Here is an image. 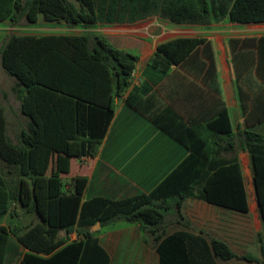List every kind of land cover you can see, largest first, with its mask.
Wrapping results in <instances>:
<instances>
[{"label":"trees","instance_id":"trees-1","mask_svg":"<svg viewBox=\"0 0 264 264\" xmlns=\"http://www.w3.org/2000/svg\"><path fill=\"white\" fill-rule=\"evenodd\" d=\"M152 17L179 27L213 24H264V0H0V23L35 26L64 23L68 28L87 29L133 24ZM4 38L0 62L15 79V96L28 127L13 142L6 133L4 109L0 106V160L7 164L8 181L0 172V219L13 205L37 218L16 232L0 225V264H6L11 236L26 250L18 264H110L90 229L117 221L138 224L155 243L157 264H219L231 260L257 263L250 254L238 255L224 241L201 233L178 230L167 234L166 217L173 211L181 217L182 203L195 199L248 211L240 167L230 161L212 160L218 149L201 145L227 142L234 145L233 129L221 99L218 84L206 80L218 101L214 116L202 126L192 121L177 137L189 151L184 160L151 192L119 199L94 196L83 199L87 179L64 182L56 170L44 164L59 133L66 140L63 153L81 160L94 157L114 114L116 101L130 86L138 57L114 48L101 36L0 34ZM229 63L237 100L244 118L239 134L242 149L249 154L252 182L264 228V134L252 127L264 122V34L227 40ZM201 62L207 75L215 73L211 44L205 38H176L156 46L149 65L163 74L175 67ZM139 89L133 87L125 103L137 110ZM201 127V126H200ZM221 151V149H220ZM203 163L205 164L203 166ZM211 170L214 173H211ZM224 175V176H223ZM74 233L76 240L67 242ZM264 258V232L257 234ZM91 259H86V252ZM264 264V260L262 261Z\"/></svg>","mask_w":264,"mask_h":264},{"label":"crops","instance_id":"crops-1","mask_svg":"<svg viewBox=\"0 0 264 264\" xmlns=\"http://www.w3.org/2000/svg\"><path fill=\"white\" fill-rule=\"evenodd\" d=\"M0 25H2L0 30L6 31L4 34L14 32L32 36L69 34L101 36L114 48L133 53L138 57L130 86L116 101L113 117L97 154L81 160L67 158L63 153L66 140L63 131H59L44 163L47 167L46 175L49 169L53 170L54 166L56 168L66 166V170H56L62 178L66 177L70 180L75 176L85 177L87 186L83 199L94 196L119 199L141 192H151L189 157V151L177 138L183 137V130L188 123L192 121L198 123L199 132L204 135L202 126L214 116L218 106L213 90H209L207 86L210 82L212 85L219 86L235 141L234 145L230 146L227 142L213 143L212 137L209 138L210 143L201 147L206 150L214 148L219 150L218 153H212L211 157L212 160L227 163L224 168L218 166L216 170L226 168V177L230 174L229 162L238 163L248 211L242 213L207 202L186 199L181 206V217L173 211L166 217L167 229L170 225H178L179 228L174 231L186 230L196 234L201 233L208 238H217L226 242L232 249L233 244L244 245L246 240L252 237L249 214L253 210L257 211L261 226L249 154L242 149L239 137L244 130V118L237 100L226 43L230 38L260 36L264 32H246L239 29L246 25L231 23L213 24L209 28L179 27L157 17L133 24L97 26L87 29L68 28L64 23L45 24L42 21L32 27L22 25L13 27L9 22H1ZM231 26L239 27L234 29ZM255 26L263 27L264 24ZM195 37L205 38L210 42L215 58V73L207 75V67L201 62L189 64L188 70L180 66L175 67L167 74L149 65L157 45L176 38ZM203 80L207 83L205 84ZM133 87H137L140 92L136 101L140 110L125 103V98ZM15 88L16 82L11 81L9 96L6 97L7 99L4 96V102L0 104L4 109L7 136L13 142L17 141L19 134L29 125V119L20 112ZM256 128L264 132V122L252 127L253 130ZM211 173L214 171L211 170ZM16 209L14 208L11 212H15ZM236 216L244 218L239 225L235 223ZM106 226L101 227L97 224L90 231L94 232L98 245L109 255L110 264L114 263L120 247L124 250L121 259L124 264H157L155 243L149 233L141 232L138 224L103 231ZM258 226L255 223L256 237L260 232ZM60 236L67 242L77 239L74 233L66 238L65 233L61 232ZM25 252L26 250L18 246L16 239L11 236L6 264H18ZM129 252L134 253L136 257ZM86 259L88 261L91 259L89 251L86 252Z\"/></svg>","mask_w":264,"mask_h":264},{"label":"rangeland","instance_id":"rangeland-1","mask_svg":"<svg viewBox=\"0 0 264 264\" xmlns=\"http://www.w3.org/2000/svg\"><path fill=\"white\" fill-rule=\"evenodd\" d=\"M47 27H51V26H47ZM238 27L239 26H231V28H234V29H238ZM1 28H2V25H0V29ZM239 29L244 30L246 32H256V31L264 32V26L263 27H257L255 25H250V26L246 25V26L240 27ZM5 32L6 31L0 30V33L2 35H5L4 34ZM3 42H4V38H1L0 49L3 45ZM11 81H15V79L10 77L9 75H7L5 73V71L3 70L2 66H1V62H0V104L1 105L4 102V96H5V98L7 96H9L8 90H10ZM254 131L264 134V132H262L260 130V128L259 129L256 128V129H254ZM7 166H8L7 164H5L4 162H2L0 160V172L4 174L5 178L8 181H10L12 176H10L6 173L5 170H7L6 169ZM125 176H128V174H125ZM63 181L66 183L69 180H68V178L64 177ZM249 200L251 202L250 195H249ZM14 208H17L15 210V212H11V213L9 212L0 219V225H3L7 228H10L14 232H16L18 229H21V228L29 225L31 222L37 221V218L34 214L23 210L20 206H17L15 204V205H13L12 210ZM249 216L251 217L250 221L252 223V237L249 238L248 240H246L244 245H237V244H233L231 241L230 242L233 244L232 249L238 255L241 256V255H245V254H250V255L254 256L255 258H257L258 262L257 263H249V262H246L244 260L235 259V260H232L230 262H220L219 264H262V261L264 260V258L261 255L259 243H258L256 234H255V223H256V225H259L258 229L260 232H264V228H262V226H260V224H259V220L257 218V211L256 210H253V212L250 213ZM235 220H236L235 223L237 225H239L241 222H243L244 218H243V216H236ZM132 225L133 224L127 223L125 221H118V222H114V223L109 224L108 226H106V228H104L103 231L112 230V229H116V228H122V227H128V226H132ZM177 228H179L178 225H174V224L170 225L167 229V233H170L174 230H177ZM123 253H124V250L120 247V249L118 251V255L115 257L113 264H124L121 262ZM129 254H131V255L133 254L134 257H136V255L132 252L131 253L129 252ZM150 264H152V263H150Z\"/></svg>","mask_w":264,"mask_h":264},{"label":"water","instance_id":"water-1","mask_svg":"<svg viewBox=\"0 0 264 264\" xmlns=\"http://www.w3.org/2000/svg\"><path fill=\"white\" fill-rule=\"evenodd\" d=\"M99 226V225H98Z\"/></svg>","mask_w":264,"mask_h":264}]
</instances>
